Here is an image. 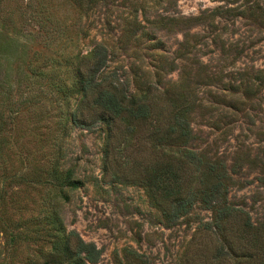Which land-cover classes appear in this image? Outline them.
Wrapping results in <instances>:
<instances>
[{"label": "rangeland", "instance_id": "rangeland-1", "mask_svg": "<svg viewBox=\"0 0 264 264\" xmlns=\"http://www.w3.org/2000/svg\"><path fill=\"white\" fill-rule=\"evenodd\" d=\"M201 13L183 50L185 31L167 19ZM135 17L140 27L130 26ZM97 46L109 60L102 75L131 92L134 75L160 89L185 78L194 92L188 149L223 162L235 182L228 202L264 221V0H0V264H54L53 212L100 251L96 264H133L128 252L141 264L216 263L210 210L196 203L169 221L154 206L158 193L143 182L157 156L141 129L107 147L102 123H71L73 58ZM57 167L76 189L60 192Z\"/></svg>", "mask_w": 264, "mask_h": 264}, {"label": "trees", "instance_id": "trees-1", "mask_svg": "<svg viewBox=\"0 0 264 264\" xmlns=\"http://www.w3.org/2000/svg\"><path fill=\"white\" fill-rule=\"evenodd\" d=\"M89 3L95 4L96 0H89ZM213 13L216 16V10L210 12ZM204 17L205 14L201 13L198 17L167 19L168 24L180 26L185 31L181 43L183 50L189 44V28ZM130 26L141 25H137L135 17ZM7 51L12 54L16 47H7ZM73 59L77 60V66L74 67L71 89L80 98L70 115L71 123L84 129L102 123L107 128V147L119 139L123 141L138 134L137 130L141 129L144 140L157 156L143 186L151 195L155 191L158 193L152 199L165 219L174 221L186 216L199 203L212 212L215 229L212 234L218 238L215 239L210 262L264 264V221L253 222L247 212L228 202L229 189L235 186V182L227 174L223 162L188 149L194 140L190 126L194 108L191 95L194 92L185 78L160 89L150 80L142 81L141 77L134 75L137 89L131 92L129 85L115 73L102 75L109 62L103 46L95 47L85 57ZM70 61V58L66 59L65 64ZM68 66L72 67V64ZM175 68V63H172L171 71ZM38 74V77L42 75ZM105 155V159L109 157L108 152ZM52 172V181L56 182L60 192L63 188L72 191L78 187L71 171L63 174L57 167ZM59 222L55 212L47 218V224L53 229L47 230V237L53 240L51 255L56 258L54 264H96L100 251L93 244L85 243L76 232H67ZM128 254L133 264H141L134 252Z\"/></svg>", "mask_w": 264, "mask_h": 264}]
</instances>
